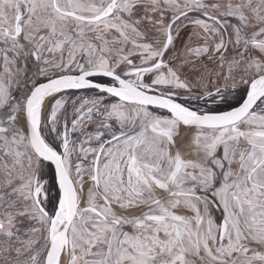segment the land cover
Instances as JSON below:
<instances>
[{
  "label": "snow or ice",
  "instance_id": "snow-or-ice-1",
  "mask_svg": "<svg viewBox=\"0 0 264 264\" xmlns=\"http://www.w3.org/2000/svg\"><path fill=\"white\" fill-rule=\"evenodd\" d=\"M0 264H264V0H0Z\"/></svg>",
  "mask_w": 264,
  "mask_h": 264
}]
</instances>
